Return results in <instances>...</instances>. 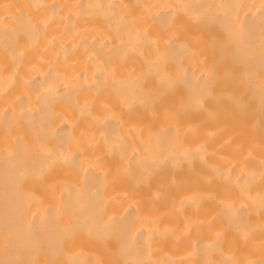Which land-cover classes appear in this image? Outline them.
<instances>
[{
    "label": "bare ground",
    "instance_id": "1",
    "mask_svg": "<svg viewBox=\"0 0 264 264\" xmlns=\"http://www.w3.org/2000/svg\"><path fill=\"white\" fill-rule=\"evenodd\" d=\"M0 264H264V0H0Z\"/></svg>",
    "mask_w": 264,
    "mask_h": 264
},
{
    "label": "rangeland",
    "instance_id": "2",
    "mask_svg": "<svg viewBox=\"0 0 264 264\" xmlns=\"http://www.w3.org/2000/svg\"><path fill=\"white\" fill-rule=\"evenodd\" d=\"M148 174H149V173H148ZM152 174H154V173H152ZM200 174H201V173H200ZM200 177H201V178H200V181L202 182V176H200ZM180 212H181V214H178V218H179V215H180L181 217H180L179 219H180V221H181V220H183V219L186 217V215H184V216L182 215L183 212H184L183 214H185V211H184V210L182 211V209H181ZM186 214H187V213H186ZM201 216H202V218L204 217L203 215H201ZM183 217H184V218H183ZM194 218H195V217H194ZM186 219H187V218H186ZM186 219H185V221H186ZM187 220H188V219H187ZM198 220H199V219H198ZM185 221H184V222L182 221V222H183V227H184L185 223L187 224V221H186V222H185ZM182 222H181V223H182ZM188 222H189V221H188ZM201 222H202V220H201ZM181 223H180V224H181ZM199 224H200V223H199ZM199 226H200V228H201V227L203 226V224H200ZM178 228H179V226H178ZM181 228H182V224H181ZM200 230H201V229H200ZM138 246H139L140 248H142L143 243H142L141 240L138 241Z\"/></svg>",
    "mask_w": 264,
    "mask_h": 264
}]
</instances>
